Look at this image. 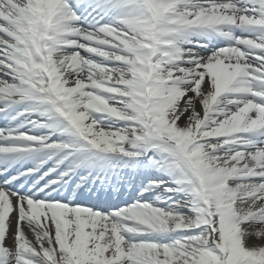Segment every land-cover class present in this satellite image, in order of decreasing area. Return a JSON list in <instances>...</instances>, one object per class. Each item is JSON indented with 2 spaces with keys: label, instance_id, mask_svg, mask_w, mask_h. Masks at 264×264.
I'll return each instance as SVG.
<instances>
[{
  "label": "snow or ice",
  "instance_id": "snow-or-ice-1",
  "mask_svg": "<svg viewBox=\"0 0 264 264\" xmlns=\"http://www.w3.org/2000/svg\"><path fill=\"white\" fill-rule=\"evenodd\" d=\"M0 264H264V0H0Z\"/></svg>",
  "mask_w": 264,
  "mask_h": 264
}]
</instances>
